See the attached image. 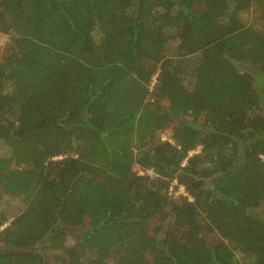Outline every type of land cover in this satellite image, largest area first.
I'll return each mask as SVG.
<instances>
[{
    "label": "trees",
    "instance_id": "1",
    "mask_svg": "<svg viewBox=\"0 0 264 264\" xmlns=\"http://www.w3.org/2000/svg\"><path fill=\"white\" fill-rule=\"evenodd\" d=\"M0 34V264H264V0H0Z\"/></svg>",
    "mask_w": 264,
    "mask_h": 264
},
{
    "label": "rangeland",
    "instance_id": "2",
    "mask_svg": "<svg viewBox=\"0 0 264 264\" xmlns=\"http://www.w3.org/2000/svg\"><path fill=\"white\" fill-rule=\"evenodd\" d=\"M241 20L244 23L251 24L252 20H254V17L251 14H244L241 16ZM9 44H10L9 37L0 34V59L6 53H8ZM160 137L163 140H169L170 131L163 132ZM133 169L136 173H139L137 167H134ZM174 186L172 187L173 188V192H172L173 196L178 197L179 196V188H174ZM0 210L7 212L9 215L8 219H10V218L14 217L15 215H17L18 213H20L23 210V206L19 200L2 199L0 201ZM73 230H75V229H73ZM7 250H9V248L7 246L3 245L2 242H0V252H6Z\"/></svg>",
    "mask_w": 264,
    "mask_h": 264
},
{
    "label": "built area",
    "instance_id": "3",
    "mask_svg": "<svg viewBox=\"0 0 264 264\" xmlns=\"http://www.w3.org/2000/svg\"><path fill=\"white\" fill-rule=\"evenodd\" d=\"M146 173L149 174V175L152 174L150 171H146ZM140 174H142V173H140ZM172 192H173V188L170 187V189H169V195H172L173 194ZM179 195L185 196V193H184L183 189H181V188H179Z\"/></svg>",
    "mask_w": 264,
    "mask_h": 264
},
{
    "label": "water",
    "instance_id": "4",
    "mask_svg": "<svg viewBox=\"0 0 264 264\" xmlns=\"http://www.w3.org/2000/svg\"><path fill=\"white\" fill-rule=\"evenodd\" d=\"M9 250H11L12 252H20V251L22 252V251H24L23 249H17V250H15V249H13V250L12 249H9Z\"/></svg>",
    "mask_w": 264,
    "mask_h": 264
},
{
    "label": "flooded vegetation",
    "instance_id": "5",
    "mask_svg": "<svg viewBox=\"0 0 264 264\" xmlns=\"http://www.w3.org/2000/svg\"><path fill=\"white\" fill-rule=\"evenodd\" d=\"M3 244V243H2ZM4 245V244H3ZM1 253V252H0Z\"/></svg>",
    "mask_w": 264,
    "mask_h": 264
}]
</instances>
